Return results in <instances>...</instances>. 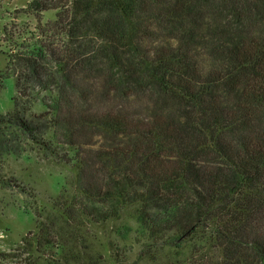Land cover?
I'll return each mask as SVG.
<instances>
[{
    "label": "trees",
    "instance_id": "obj_1",
    "mask_svg": "<svg viewBox=\"0 0 264 264\" xmlns=\"http://www.w3.org/2000/svg\"><path fill=\"white\" fill-rule=\"evenodd\" d=\"M28 10L55 19L47 44L14 58L0 157L34 143L61 148L77 171L71 193L36 210L22 239L30 264H102L89 237L126 239L131 225L112 227L124 221L154 264H264V0H31ZM31 86L52 95L46 111L27 107Z\"/></svg>",
    "mask_w": 264,
    "mask_h": 264
},
{
    "label": "rangeland",
    "instance_id": "obj_2",
    "mask_svg": "<svg viewBox=\"0 0 264 264\" xmlns=\"http://www.w3.org/2000/svg\"><path fill=\"white\" fill-rule=\"evenodd\" d=\"M30 1L9 0L0 8V114L3 115L13 110V99L18 94L17 74L20 75L21 70L14 58L32 53L40 42L47 44L50 40V33H46L47 22L55 19L54 12L30 13ZM7 76L10 78H4ZM23 79L21 87L25 91L30 85ZM33 87L29 90L36 100L33 104L27 103V107L35 114L44 112L46 105L52 104L53 97L40 87ZM26 149L22 155L0 157V264H30L32 259L26 254L22 239L37 228L36 210L51 212L55 199L65 190L73 191L77 175L72 164L60 159L64 153L61 148L56 156L46 155L34 143L27 144ZM123 224L132 227L126 239L111 232H95V237H89L94 258L101 253L105 255L102 264H154L141 255L140 245H132L137 228L135 222L124 221L112 227H122ZM116 244L127 251L118 261L114 259ZM40 264L47 263L41 260Z\"/></svg>",
    "mask_w": 264,
    "mask_h": 264
}]
</instances>
